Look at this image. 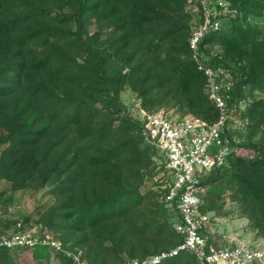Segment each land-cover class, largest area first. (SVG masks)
Segmentation results:
<instances>
[{"label":"trees","instance_id":"1","mask_svg":"<svg viewBox=\"0 0 264 264\" xmlns=\"http://www.w3.org/2000/svg\"><path fill=\"white\" fill-rule=\"evenodd\" d=\"M230 3L236 16L205 36L200 49L208 56L217 53L213 66L232 70L229 102L246 101L249 126L229 166L213 171L205 183L227 178L264 238V30L254 24L264 21V0ZM188 5V0H0V180L14 192L53 188L56 202L37 222L61 232L58 239L68 251H84L85 240L73 238L88 228L117 236L114 245L127 240L131 260L183 241L161 199L168 215L156 226L162 234L173 228L169 246L150 250L145 237L121 231L145 199L139 191L144 177L158 173L156 151L142 136L144 123L128 113L121 93L129 86L147 112L167 105L207 123L218 119L207 76L192 56L196 14ZM93 22L97 30L91 33ZM210 196L206 212L214 208ZM0 221V233L11 226L21 232L32 219ZM15 250L1 249L0 264H16L10 256ZM49 253L37 246L33 254L45 259ZM84 253L89 262H99ZM59 257L62 264L70 262ZM161 264L198 261L182 252Z\"/></svg>","mask_w":264,"mask_h":264},{"label":"built area","instance_id":"2","mask_svg":"<svg viewBox=\"0 0 264 264\" xmlns=\"http://www.w3.org/2000/svg\"><path fill=\"white\" fill-rule=\"evenodd\" d=\"M188 10L196 14L191 29L190 48L199 69L207 76L206 91L218 109L219 117L207 123L193 115L174 116L165 109L141 110L146 145L156 151L158 173L151 178L161 189V201L174 219V228L183 241L168 251L121 264H161L182 252L193 254L199 264H264V249L249 240L220 234L213 227L204 206L210 195L205 179L229 166L239 152L240 134L249 126L246 101L230 104L235 79L231 69L213 66L200 49L205 36L220 31L227 19L236 16L230 0H188ZM45 246L70 259L67 264H91L82 251H68L61 241L46 233L14 231L0 233V250L35 249ZM61 263V262H60ZM62 264V263H61Z\"/></svg>","mask_w":264,"mask_h":264},{"label":"rangeland","instance_id":"3","mask_svg":"<svg viewBox=\"0 0 264 264\" xmlns=\"http://www.w3.org/2000/svg\"><path fill=\"white\" fill-rule=\"evenodd\" d=\"M254 24H258L264 30V21H254ZM89 28L91 33L97 30L94 22ZM106 35L109 36V32H106ZM256 94L258 96L262 95L258 92ZM121 101L126 105L127 111L132 117L140 120L142 119L141 110L144 109L142 108L141 99L137 92L133 91L129 86H126L121 93ZM160 109L172 112L174 116H182V113L176 107L166 105L156 110ZM2 149L3 146L0 145V153ZM154 159L157 163V158L155 157ZM151 178L152 176L149 175L144 177L139 191L145 199L137 209H134L131 213L132 215L130 214L123 224L121 231L127 232L129 237L133 236L138 239L141 238V236L145 237L147 239V248L155 250L156 248L163 249L169 246L175 239L171 237V233L174 232L172 227H169L170 232L162 234L156 226V222L162 221L165 219V216L167 218L169 213L165 215V211L159 206L158 202L161 199L159 195H162L161 189L155 188ZM209 186L210 197L214 203V208L210 212V216L216 231L220 234L234 235L240 239L249 240L252 244L264 249V238L251 226L249 218L243 213L241 205L236 199V187H231L227 182V178L213 182ZM56 199L55 191L51 187L37 190L31 188L14 192L11 191V184L8 181L0 180V220L22 222L25 218L30 217L32 221L25 227L26 231H32L37 234L42 232L58 239L62 235L61 232L47 229L44 225L37 222L40 215L47 212L56 202ZM168 217L172 218L170 214ZM1 223L3 224V222L0 221V231H3ZM135 228H144L145 231H137ZM14 231L15 227L11 226L6 232ZM79 236L85 240L82 242L84 251L87 252L88 256L91 255L92 257H96L99 262L106 261V264H119L121 260H131L127 249V240L124 244L114 245V238L117 240V236L113 235L112 237H108L103 230H92L90 228L78 230L77 237H74L73 241L77 242ZM84 251H82L83 258L85 254ZM140 252H142V250ZM33 253L34 249H22L11 252L10 256L12 261L16 264L63 263L59 257L60 254L54 251H50L48 257L45 259H36ZM145 257H147V255H145ZM134 258H141V256L137 254ZM85 261L89 262L86 258Z\"/></svg>","mask_w":264,"mask_h":264}]
</instances>
